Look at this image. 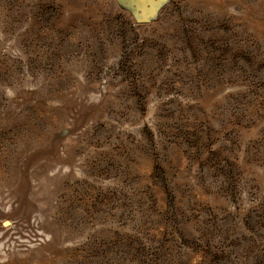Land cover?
I'll return each mask as SVG.
<instances>
[{"label": "rangeland", "instance_id": "374dc122", "mask_svg": "<svg viewBox=\"0 0 264 264\" xmlns=\"http://www.w3.org/2000/svg\"><path fill=\"white\" fill-rule=\"evenodd\" d=\"M0 264H264V0H0Z\"/></svg>", "mask_w": 264, "mask_h": 264}]
</instances>
